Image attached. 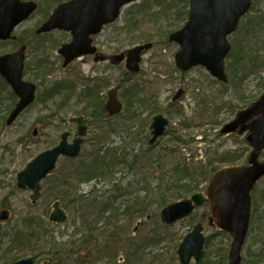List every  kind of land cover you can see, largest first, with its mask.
Returning <instances> with one entry per match:
<instances>
[{"label": "rangeland", "instance_id": "1", "mask_svg": "<svg viewBox=\"0 0 264 264\" xmlns=\"http://www.w3.org/2000/svg\"><path fill=\"white\" fill-rule=\"evenodd\" d=\"M31 1L39 10L16 30L18 44L0 43L2 55L26 42L25 80L38 86L36 102L12 126L6 124L10 95L0 88V215L7 214L6 220H0V264L29 257H34L33 264H133L136 249H141L143 257L135 264H157L159 255H166L162 264H179L178 244L198 223H204L208 239L204 264H228L230 239L209 227L208 205L171 226L162 223L161 212L193 194L205 195L214 169L230 167L233 160L246 163L250 151L244 140L223 136L222 130L264 93V0L253 1L239 31L229 38L233 50H247L255 57L251 66L257 72L244 82L236 79L235 84L232 79L230 84L218 82L204 67L186 73L176 68L179 46L169 36L170 30H179L187 22L184 15L189 4L184 0L171 1L175 2L170 3L173 9L165 12L157 7V0H141L124 8L118 21L95 37L100 48L112 54L153 43L135 76L126 74L124 63L112 67L83 59L63 68L57 50L70 38L63 32L34 37L52 8L47 6L49 0ZM102 77L106 79L103 83L99 81ZM58 85L61 89L56 90ZM118 87L124 111L110 120L104 106L109 91ZM87 88L96 91L94 98L85 97ZM180 89L185 96L174 104ZM132 90L138 92L136 101L141 100L135 106L129 98ZM78 115L92 119L81 156L74 161L59 160L56 171L42 182L41 199L33 204L31 192L17 189V174L56 146L63 133H76L68 120ZM158 115L170 125L149 150L150 124ZM100 148L104 155L106 149L116 152L117 168L105 169L110 173L90 182H79V168L89 164ZM180 167L189 169L182 183L191 185L194 192L178 189L176 171ZM256 196L264 197V181L257 186ZM55 201L68 215L61 225L49 222ZM262 204L257 215L264 216ZM84 221L94 229L91 235L82 229ZM31 232L34 239L19 241ZM253 235L243 249L246 259L264 248V228Z\"/></svg>", "mask_w": 264, "mask_h": 264}, {"label": "water", "instance_id": "2", "mask_svg": "<svg viewBox=\"0 0 264 264\" xmlns=\"http://www.w3.org/2000/svg\"><path fill=\"white\" fill-rule=\"evenodd\" d=\"M139 0H72L54 9L50 18L37 30V34L50 33L54 30L71 32L73 41L64 45L59 53L64 58V67L82 56L93 55L96 48L91 47V35L98 34L105 25L113 24L120 16L121 10ZM252 0H191L188 23L180 31L170 36L180 50L176 54V66L182 72L194 67L203 66L216 79L227 82L225 59L231 51L228 36L236 31L240 19L251 8ZM38 9L33 1L0 0V41L12 39L15 29L29 19ZM152 45L137 46L112 58L113 64L126 59V68L131 73H139L142 53ZM26 46L16 52L0 56V75L6 80L18 97V103L10 114L7 125L11 126L20 115L31 106L36 98L37 87L23 80L26 60ZM105 60V56L97 60ZM180 91L175 100L182 95ZM110 116L122 111L117 97V90L109 93L106 106ZM87 120L83 117L73 118L70 123L78 125V133L73 144L67 142L68 134L62 136L61 142L54 149L38 155L17 175V188L33 193L34 204L41 198V181L55 169L61 157L75 159L81 153L83 137L87 134ZM168 123L163 116L154 119L151 126L155 142L161 137ZM222 133H247L245 142L252 148L247 165L225 168L217 171L210 179L207 188V199L195 195L190 200L166 207L161 213L163 223L174 224L189 217L194 210L209 202L212 216L209 223L212 227L230 235L231 249L228 264H241L242 250L250 228L252 214V191L264 178V162L261 156L264 151V95L247 109L238 113L236 119L227 124ZM37 132H34L36 135ZM3 212L0 220H6ZM66 212L60 203L53 205L50 222L63 224L67 221ZM203 226L197 225L184 239L178 249L181 264L199 261L204 249L205 238ZM13 264H33V258Z\"/></svg>", "mask_w": 264, "mask_h": 264}, {"label": "trees", "instance_id": "3", "mask_svg": "<svg viewBox=\"0 0 264 264\" xmlns=\"http://www.w3.org/2000/svg\"><path fill=\"white\" fill-rule=\"evenodd\" d=\"M65 1H70V0H49V2H51V3L47 4V6H48V8H52L53 9L54 7H56L57 5H59L60 3L65 2ZM171 1H176V0H157L156 1L157 7L161 8L164 12H165V9L172 10L173 6H170V3H175V2H171ZM184 1L186 2L187 5L190 2V0H184ZM143 5H144V3H142L139 6H143ZM187 5H184L183 8H186ZM184 16L186 18H188V11L185 13ZM176 29L170 30L171 31L170 33L176 31ZM34 37H36V35ZM17 41H19V39H17ZM24 43H26V42H23V44ZM16 44H18V42H16ZM242 50H243V48H242ZM230 59L231 60L229 61V63H227V73L229 75V84H230V79H232L231 82L233 84H235L236 79L237 80H241L242 82H244L250 76H252V75L257 73L256 69H254V67L252 69V66H251V65L254 64L255 57H253V55L250 54L249 51L246 50V51H242V53H240L237 50L236 51L233 50L232 53H231ZM36 67H37V65H36ZM0 88L1 89L6 88L8 90V92H9L10 101H11L10 105H9V109H8V113H9L15 107V104L17 102V98L15 97L14 93L11 91L9 86L6 84V82L1 77H0ZM59 89H61V85H58L56 87V90H59ZM53 90H54V88H53ZM92 91L94 93H92ZM95 93H96V91L87 88V91H85V97L94 98ZM72 94L76 95L77 94L76 90ZM138 97H139L138 96V92L135 91V90H132L130 92V94H129V98H130L131 102L136 100ZM128 104H131V103H128ZM103 139H100V142ZM100 150H102V149L100 148V149L95 150V152L93 153V156H92L89 164H84L83 166H81L79 168V171H78V181L79 182H84V181H89L90 182L95 177H97V176H99L101 174H106L107 172H109V171H106V173H105V169H112V168H115V167L117 168L118 159L116 157V152L112 153V151H109V150L106 149V154L104 155V153L102 154L100 152ZM246 151H247V149H246ZM237 161L238 160L231 161L230 165H237V163H239ZM183 169L185 171H182V167H180L176 171V176H178V184H177L178 189L179 190L181 189V191H183V192L192 193V192H194V190L192 189L191 185H187L186 183H182V182L187 181V179H183V178L189 175V172L187 171L189 169L187 167H183ZM215 171H216V169L213 170V172H215ZM181 194L182 193H180V195ZM255 201H256V208H255L256 211H254V221H253V227H252V235L254 234L255 231H257V229L264 228L263 227L264 216H262V214L257 215V211L261 210V209H259V203L260 202H264V197L258 198L257 196H255ZM105 206L106 205H103L102 207H105ZM261 208H263V213H264V204H262ZM81 226H82V229L85 230L90 235H91L92 232H94V229L92 228V226L88 225L87 221L82 222ZM23 238H25L29 242L30 240L35 238V234L31 232V233H29L27 235L26 234L22 235L21 238L19 239V241H21V239H23ZM140 251H141V249H136L133 252V254L131 256L133 264L139 262L142 259L143 256L140 255ZM155 259L158 260L157 264H159V262H160V264H162L164 262L163 255H159ZM54 260L55 259L53 258L51 262H53ZM248 261H250V263H252V264H261L262 262H264V248L258 254H253V255L250 254L249 258L246 259V261H245L246 263L245 264H248Z\"/></svg>", "mask_w": 264, "mask_h": 264}, {"label": "flooded vegetation", "instance_id": "4", "mask_svg": "<svg viewBox=\"0 0 264 264\" xmlns=\"http://www.w3.org/2000/svg\"><path fill=\"white\" fill-rule=\"evenodd\" d=\"M70 41H71V38H70ZM70 41H68V42H70ZM92 44H93V46L94 47H96V49H97V52H96V54L95 55H91V56H86V57H84V58H82L81 60H83V59H88V60H91V61H93L94 63H96L97 65H105V64H107V65H111L112 67H117V66H115V65H113V64H111V58L113 57V56H115L116 54H112V53H108V52H106V51H104L102 48H100V46L95 42V37L93 38V41H92ZM118 54V53H117ZM146 55V54H145ZM101 56H106L107 58L105 59V60H101V59H99V60H97V58H100ZM60 57V56H59ZM60 59H62V57H60ZM77 60H75L74 62H72L70 65H68L66 68H68L69 66H71L73 63H75ZM62 62H63V59H62ZM62 66H63V64H62ZM64 68V67H63ZM99 77V76H98ZM103 78V77H102ZM96 79H97V77L96 78H94L93 79V82H95L96 81ZM180 90H182L183 92H182V95L178 98V99H183V97L185 96V91L183 90V89H180ZM122 96V95H121ZM119 97H120V95H119ZM174 97H176V95L174 96ZM120 100H121V98H120ZM175 101H177V100H175V98H174V100H173V103L174 104H176L177 102H175ZM122 102V101H121ZM141 102V100H139V101H136V100H134L133 101V105L135 106L136 104H139ZM122 104H123V106H124V103L122 102ZM173 105V104H172ZM104 106V105H103ZM176 106V105H175ZM105 107V106H104ZM102 115H105V113H103L102 112ZM79 116H83L84 118H85V120H88V122H87V124H88V128H89V124H91L92 123V119L90 118V117H86V116H84V115H78V116H74V117H79ZM74 117H72V118H74ZM100 117H101V115H100ZM71 118V119H72ZM68 121H70V119L68 120ZM86 124V125H87ZM152 124V123H151ZM150 124V125H151ZM71 125V124H70ZM72 127H75L76 128V131H77V125L76 124H72L71 125ZM150 131V130H149ZM68 132V133H67ZM67 132H65V133H67L68 134V138H67V142L69 143V144H73V142H74V140L76 139V136H75V134L76 133H71V132H69V131H67ZM64 133V134H65ZM167 134V133H166ZM149 135H150V139H149V141H148V143H147V145H148V147H149V150H151L152 148L151 147H153L155 144H151V141H152V139H151V133L149 132ZM62 138V137H61ZM61 140V139H60ZM59 143V142H58ZM85 143V142H84ZM57 146V145H56ZM55 147V146H54ZM163 258H164V261H165V255H163ZM165 263V262H164Z\"/></svg>", "mask_w": 264, "mask_h": 264}]
</instances>
